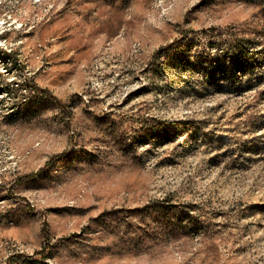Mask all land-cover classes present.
I'll use <instances>...</instances> for the list:
<instances>
[{
  "label": "rangeland",
  "instance_id": "1",
  "mask_svg": "<svg viewBox=\"0 0 264 264\" xmlns=\"http://www.w3.org/2000/svg\"><path fill=\"white\" fill-rule=\"evenodd\" d=\"M0 70V264H264V0H0Z\"/></svg>",
  "mask_w": 264,
  "mask_h": 264
},
{
  "label": "trees",
  "instance_id": "2",
  "mask_svg": "<svg viewBox=\"0 0 264 264\" xmlns=\"http://www.w3.org/2000/svg\"><path fill=\"white\" fill-rule=\"evenodd\" d=\"M31 87H32L33 89H35V90L41 91L42 93H44V94H46V95L49 94V92H47V90H45V89H41V88H39V87L36 86V85H31Z\"/></svg>",
  "mask_w": 264,
  "mask_h": 264
},
{
  "label": "snow or ice",
  "instance_id": "3",
  "mask_svg": "<svg viewBox=\"0 0 264 264\" xmlns=\"http://www.w3.org/2000/svg\"><path fill=\"white\" fill-rule=\"evenodd\" d=\"M0 71H2V70H0Z\"/></svg>",
  "mask_w": 264,
  "mask_h": 264
}]
</instances>
